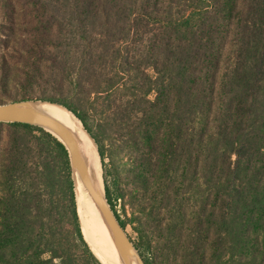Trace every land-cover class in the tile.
Here are the masks:
<instances>
[{"label": "trees", "instance_id": "1", "mask_svg": "<svg viewBox=\"0 0 264 264\" xmlns=\"http://www.w3.org/2000/svg\"><path fill=\"white\" fill-rule=\"evenodd\" d=\"M19 2L24 21L0 23V104L81 121L145 264H264V0ZM3 129L0 264H112L82 232L65 146Z\"/></svg>", "mask_w": 264, "mask_h": 264}, {"label": "water", "instance_id": "2", "mask_svg": "<svg viewBox=\"0 0 264 264\" xmlns=\"http://www.w3.org/2000/svg\"><path fill=\"white\" fill-rule=\"evenodd\" d=\"M42 103L55 105L72 113L64 106L56 103L39 100L12 101L0 104V123L29 124L39 127L56 137L68 151L75 190L76 179H78L84 185L99 208L122 263L134 264L135 262L137 264H145L138 249L134 245V242L130 238L126 229L122 227L120 221L108 203L105 189L103 188V191H100L95 188L87 162L82 155L78 139L68 127L47 114L41 107Z\"/></svg>", "mask_w": 264, "mask_h": 264}, {"label": "bare ground", "instance_id": "3", "mask_svg": "<svg viewBox=\"0 0 264 264\" xmlns=\"http://www.w3.org/2000/svg\"><path fill=\"white\" fill-rule=\"evenodd\" d=\"M41 107L47 114L57 119L74 133L78 139L82 155L87 162L95 188L103 191L102 188L104 187L102 185L101 171L99 169L95 147L86 134L87 131L83 129L84 127L82 126L80 120L72 113H69L61 107L47 103H42ZM75 196L77 197L80 225L83 233L87 237V240H89L90 235L94 233V230L100 233L104 231L103 228H101V224L105 228L108 240L106 239V241L102 243L99 241H96L95 244L91 243L93 249L101 257L112 264H123L99 208L89 195L84 185L78 179H76ZM134 264L137 263L134 262Z\"/></svg>", "mask_w": 264, "mask_h": 264}, {"label": "rangeland", "instance_id": "4", "mask_svg": "<svg viewBox=\"0 0 264 264\" xmlns=\"http://www.w3.org/2000/svg\"><path fill=\"white\" fill-rule=\"evenodd\" d=\"M8 1L10 0H0V23H4L6 22L9 18V15L12 16V9L7 7L8 5L6 4ZM12 3H15V4H20V0H11ZM22 2V1H21ZM30 3V2H29ZM22 7V6H21ZM13 17L16 19L17 22L19 23H22L24 21V18L25 16L24 15H21V16H14ZM4 51H6V49L4 48V45L0 42V54L3 53ZM20 100V99H19ZM81 122V121H80ZM82 124V123H81ZM83 126V124H82ZM84 129V128H83ZM85 131V130H84ZM86 132V131H85ZM88 135V133H86ZM90 141L92 142L93 146L95 147V151H96V155H97V158H98V163H99V169L101 171V180H102V185L104 186V167L102 165V161H101V158L99 156V152H98V146L96 144V142L94 141V139L91 138L90 135H88ZM0 138H2V142H5L7 137H6V129H3L2 131H0ZM110 160V158L107 156L106 159H105V163H108ZM113 164L117 165V162H113ZM120 164V163H119ZM108 167L109 164H108ZM110 174H108V179L110 180ZM103 189V188H102ZM120 202H119V209H120ZM128 213H127V217L130 218L131 217V214H130V211L131 209L127 206L126 207ZM101 228H103V230L105 231V228L104 226L101 224ZM102 231V233L100 232H97L96 230H94V233H92L89 237V240H87V237L85 236L84 234V237L86 238V240L89 242V244L91 245V243L95 244L96 241H99V242H105L106 239L108 240L107 238V234H106V231L104 232ZM126 231L127 233L129 234V236L132 238V240L134 242H137L138 239H137V234L133 231V229L131 228V226H128L126 228ZM83 232V231H82ZM92 247V246H91ZM93 248V247H92ZM102 261V260H101Z\"/></svg>", "mask_w": 264, "mask_h": 264}]
</instances>
